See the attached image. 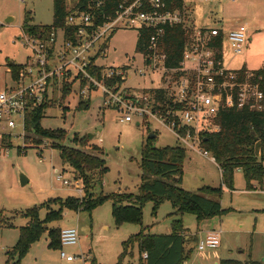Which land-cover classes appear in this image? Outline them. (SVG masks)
<instances>
[{"label":"rangeland","instance_id":"374dc122","mask_svg":"<svg viewBox=\"0 0 264 264\" xmlns=\"http://www.w3.org/2000/svg\"><path fill=\"white\" fill-rule=\"evenodd\" d=\"M78 0H66L68 9L74 8ZM186 15L184 27L189 35L198 28L233 29L246 25L252 41L249 51L235 56L224 44L223 60L230 71L259 70L258 66L264 54V25L255 21L264 20V0H184ZM182 11V13H183ZM54 0H0V94L10 87L20 85L12 80L8 63L29 64L33 59L31 48L26 47L25 34L21 27L26 16L32 25H53ZM12 18L13 22L7 23ZM138 27L120 28L111 33L109 38L100 43L106 46L105 55L95 63L107 70L115 68L124 74L122 90L128 93L150 94L156 89H167L168 94L175 86L179 74L164 70L163 61L152 65L147 58L137 51ZM61 36V33H60ZM257 46V51L253 47ZM250 48H252L250 50ZM29 61V62H28ZM28 62V63H27ZM126 67V68H124ZM71 85V84H69ZM66 83L55 87L46 99L41 127L47 131H65L67 138L63 142L45 139L40 147L24 150L25 138L41 139L38 134H23L22 121L19 126L10 129L5 121H0V264H5L7 252L11 251L19 241L20 229L25 227L29 219L22 213L32 208H39V217L44 220L52 211L62 210V218L51 221L38 241L32 244L21 264H68L60 257L59 248L51 246L50 231L75 227L79 231L78 246L67 247L65 252L76 255L77 261L72 264H118L123 253V243L133 235L145 230V234L168 235L172 233L174 219H182L185 228L197 233L198 222L191 214L173 215L174 207L170 201H164L154 213V203L149 202L143 208L141 225H115L113 202L105 201L99 207L88 211H72L64 205L70 199L95 202L105 196L119 194L124 197L139 194L142 184L141 149L155 135L153 146L161 149L167 146L180 145L168 126L157 117L135 116L131 123H123V114L114 107L105 106L102 90L91 92L88 108H80L82 101L79 95V84L71 86V93L63 100ZM59 91V92H57ZM51 99V100H50ZM139 124V125H138ZM96 134L95 140L88 147H82L75 138L83 139ZM29 144V143H27ZM67 146L78 148L87 153L97 154L92 146L103 150L108 172L94 183L91 194L86 195L81 181L82 192L72 186H65L58 181L56 171L64 180L73 181V169L63 162L60 150L56 147ZM21 149V150H19ZM184 177L181 188L198 193L205 185L219 187L221 174L217 166L209 159L187 151L183 165ZM28 179V184L21 185L20 177ZM246 181L241 172L235 174V191L224 190L222 205L234 211L223 216V235L220 249L233 255L228 258L247 260L251 251L256 254L251 259L258 260L257 253L264 250V189L252 193L246 192ZM117 208L120 203L114 204ZM238 210V211H236ZM10 224V226L6 224ZM211 228L220 230V217ZM6 225V226H4ZM188 264H215L214 254L219 250H209L211 259L204 262L206 256H199L197 243ZM203 253V252H202ZM137 245L129 249L123 264H141Z\"/></svg>","mask_w":264,"mask_h":264},{"label":"built area","instance_id":"2783aa9c","mask_svg":"<svg viewBox=\"0 0 264 264\" xmlns=\"http://www.w3.org/2000/svg\"><path fill=\"white\" fill-rule=\"evenodd\" d=\"M99 4H96V8ZM185 17L184 11L169 10L168 0H126L120 4L115 18L101 25L96 24L93 10L70 15L67 24L75 30L72 39L66 38L63 29L53 31L46 38L25 35L26 47L31 48L34 57L21 73L20 85L0 94V121H5L10 129H15L21 119L24 134L26 116L42 106L46 99L49 100L48 95L55 87H60L61 92L65 83L70 86L78 83L82 101H87L93 90H102L104 105L120 111L123 114L121 122L131 123L135 116L143 119L157 117L168 126L181 145L189 149H201L203 156L211 157L201 147L202 135L220 130L214 123L220 109L248 107L255 111L264 110V87L256 81L254 73L230 71L223 64L225 43L235 56L245 52L249 41V31L245 25L228 31L223 28H198L188 35L182 67L171 71L180 77L167 95L170 103L162 104L154 95L146 93H125L118 85L109 87L108 79L124 76L117 69H103L100 77L91 73L92 65L100 67L94 59L104 55L100 43L120 28L155 29L156 33L150 38L149 53L145 57L150 66L158 61L164 63L166 56L160 45L164 27L185 28ZM218 38H221V48L214 45ZM56 174L58 181L65 186H72L82 192L77 180L71 182L64 180L59 172ZM60 242L61 259L66 263H75L77 256L68 254L65 248L78 246V229H62ZM220 244L221 233L211 231L199 241L197 249L200 252L216 250ZM147 258V253L143 254V259Z\"/></svg>","mask_w":264,"mask_h":264},{"label":"trees","instance_id":"16d2710c","mask_svg":"<svg viewBox=\"0 0 264 264\" xmlns=\"http://www.w3.org/2000/svg\"><path fill=\"white\" fill-rule=\"evenodd\" d=\"M126 0H78L74 8L68 9L66 0H54L53 25L42 26L32 25L30 17L26 16L22 24V31L28 36L50 37L53 31L63 29L67 39H72L75 30L67 24L68 17L76 12L93 10L96 16V24L101 25L117 16L120 4ZM132 1V0H129ZM99 7L96 8V4ZM183 0H168L169 10L183 11ZM138 41L136 49L144 56L149 53L150 38L156 33L153 28H138ZM188 31L182 26H165L164 34L160 39L161 49L166 59L164 68L167 72L179 70L182 67L185 44L188 39ZM221 38L215 40L214 45L221 48ZM106 48V46H104ZM11 77L18 80L22 65L8 63ZM102 67H91V73L100 77ZM246 70L243 69L242 72ZM256 81L264 87V67L254 72ZM124 79L115 77L107 80V85L113 87L122 85ZM71 93V86L67 85L63 90V100ZM158 102L164 104L169 102L168 93L163 89L153 90ZM90 103L80 102V108H88ZM45 105L35 108L27 116L25 128L27 132L38 134L41 139L25 138V151L33 147H40L45 139L63 142L67 138L65 131L44 130L40 122L43 118ZM166 107H163L165 110ZM219 126L218 132H206L202 135V148L209 152L215 159L222 173L223 185L228 189L234 188L235 173L241 171L247 183V190H251L253 182L262 184L264 182V110L255 111L248 107L243 109L222 108L214 119ZM75 142L82 147H88V137L83 139L75 138ZM29 143V144H27ZM60 150L61 159L74 171L75 180L81 181L85 194H91L94 183L101 180L108 168L103 157V150L92 146L97 154L87 153L78 148L67 146L56 147ZM21 150V149H19ZM187 153L179 146H167L161 149L153 146V140L149 139L141 149V170L142 184L139 194L126 197L114 194L105 196L95 202H85L78 199H70L65 202V207L72 211H88L99 207L105 201L113 202V217L115 225L121 227L124 224L141 225L143 220L144 206L154 203V213L164 201H170L174 207L173 215L182 216L192 214L197 221L221 216L226 213L219 203L222 197L221 188L205 187L198 193H192L180 187L184 175L183 165ZM120 203L122 207L117 208ZM62 210L52 211L44 220L39 217V208H32L22 213L29 219L28 224L20 229V238L16 246L7 252L5 264H21L32 244L40 239L47 224L62 218ZM10 226V224H6ZM4 225V226H6ZM172 233L168 235L145 234L142 229L140 233L133 235L123 243V253L119 257V263L123 264L134 245L138 246L141 256V264H185L189 258L186 253L185 227L182 219H174L171 225ZM60 230H51V246L61 249ZM147 253L148 258L144 260L143 254ZM220 264H263L249 260L241 262L236 260H222Z\"/></svg>","mask_w":264,"mask_h":264},{"label":"crops","instance_id":"0c3cea01","mask_svg":"<svg viewBox=\"0 0 264 264\" xmlns=\"http://www.w3.org/2000/svg\"><path fill=\"white\" fill-rule=\"evenodd\" d=\"M183 3H184V0H183ZM183 7H184V10H185V3H184V5H183ZM255 23H257V25L258 24H261L262 25V23H263V25H264V20H262V22H259V21H255ZM246 26V25H245ZM238 27V26H237ZM247 27V26H246ZM236 28V27H235ZM235 28H233V29H235ZM224 29V28H223ZM247 29H248V27H247ZM225 30V29H224ZM229 29H227V30H225V31H228ZM230 30H232V29H230ZM248 31H249V29H248ZM250 31H249V41H248V43H247V46H246V50H248L249 51V42H251L253 39H252V37L250 36ZM103 49H104V55H105V49L106 48H104L103 47ZM252 48H250V50H251ZM245 50V51H246ZM253 50L254 51H257V46L255 47H253ZM32 52V51H31ZM245 53V52H244ZM261 57H263L264 58V54L261 56ZM99 58H101V57H99ZM99 58H95L94 59V61H96L97 59H99ZM29 62V61H28ZM27 62V63H28ZM14 64H16V63H14ZM223 64H224V60H223ZM17 65H22V66H27V64H17ZM262 65V66H261ZM98 66H100V67H102L103 69H106V68H104L103 66H101V65H98ZM224 66H225V64H224ZM258 66L260 67L259 69H261L262 67H264V61L263 60H260L259 62H258ZM226 67V66H225ZM124 68H126V67H124ZM227 68V67H226ZM111 69H115V68H111ZM228 69V68H227ZM243 69H245L246 71H249L246 67L245 68H243ZM229 70V69H228ZM249 72H253V71H249ZM10 73V72H9ZM123 78V77H122ZM124 79V81L126 80L125 78H123ZM12 80H13V78H12ZM122 86V85H121ZM121 86H120V90H122V88H121ZM163 90H165V89H163ZM97 91V90H96ZM150 95H154L153 94V91L152 92H150ZM90 96H91V94H90ZM155 96V95H154ZM103 99H104V96H103ZM88 101H90V98L88 99ZM144 120V119H143ZM139 125V124H138ZM172 132V131H171ZM173 133V132H172ZM174 134V133H173ZM156 137V136H155ZM177 139V138H176ZM178 141V140H177ZM179 142V141H178ZM179 144H180V142H179ZM179 147H181L182 149H184L185 151H186V153H187V151H193V152H195V153H198L199 155H201V156H203L202 154H201V152H200V150L201 149H189V148H186V147H184L183 145H178ZM175 147V146H174ZM201 147H202V145H201ZM203 149V148H202ZM204 150V149H203ZM210 156L211 157H205V156H203L204 158H207V159H209L212 163H214L216 166H217V168L219 169V171H220V174H221V185L219 186V187H213V186H210V185H205V186H203L202 188H200L199 189V191L201 190V189H203V188H205V187H211V188H221L222 189V197H221V199H220V201H219V203H220V205H221V208H222V210H224V211H226V213L225 214H223V215H221V216H216V217H214V218H211V219H208V220H205V221H203V222H198V225H197V233H192L191 232V230L190 229H187V228H185V230H186V232H185V238H186V245H185V251H186V253H188L189 252V258H188V260L185 262V264H188V262L191 260V257H192V254H193V251H194V248H193V246H194V244H196L197 243V245H198V243H199V241L201 240V239H203L204 237H205V235L208 233V232H211V231H218V232H220L221 233V242H222V235H223V230H222V226L225 224V223H223V216H225V215H227V214H229V213H231L232 211H234V209L233 208H229V209H227V208H225L223 205H222V199H223V195H224V190H229L230 192H234L235 191V182H234V188L233 189H228V188H226L224 185H223V182H222V173H221V170H220V168H219V166L217 165V163H216V161H215V159L214 160H212V155L210 154ZM56 172H58V171H56ZM237 172H241L240 170L239 171H237ZM242 173V172H241ZM236 174V173H235ZM243 174V173H242ZM244 176V175H243ZM183 177H184V175H183ZM245 179V178H244ZM182 182H183V178H182ZM181 185H182V183H181ZM258 186L261 188V189H264V182L262 183V184H260V183H257V182H253V187H252V189L251 190H247V183H246V188H245V191L246 192H249V193H252V192H254V191H257L258 189ZM185 190V189H184ZM187 191V190H186ZM190 192V191H189ZM192 193H194V192H192ZM236 211H238V210H236ZM263 211L264 210H262V211H259V212H262L263 213ZM192 215V214H191ZM196 217V216H195ZM218 217H220V224H221V227L219 228L220 230H217V228H211V227H213V225H215V223H214V221H215V219L216 218H218ZM196 220H197V218H196ZM185 227V226H184ZM61 231V230H60ZM220 247H221V244H220ZM220 247L218 248V250L220 249ZM217 250V249H216ZM213 251H215V250H213ZM199 253H200V255L199 256H202V255H204V256H206L205 258H203V260H204V262H208V260L210 259L209 257H208V255H210V253L209 252H212V251H209L208 253H205V252H200V251H198ZM232 253V250H230V254H228V253H226V252H224V251H222L221 249L218 251V252H216L215 254H214V256H215V261H214V263L215 264H220V262L222 261V260H236V261H241V262H247V261H249V260H253V261H256V262H261V263H263L264 264V250L263 251H260V252H258L257 253V255H258V260H256V259H251V257H254L253 255H255L256 254V251H255V248H254V250L253 251H251V256L249 255V257H248V259L247 260H240V259H232V258H228L230 255H233V254H231ZM142 258H143V256H142ZM211 260V259H210ZM65 262V261H64ZM68 264H70V263H68ZM72 264V263H71Z\"/></svg>","mask_w":264,"mask_h":264},{"label":"water","instance_id":"95a60500","mask_svg":"<svg viewBox=\"0 0 264 264\" xmlns=\"http://www.w3.org/2000/svg\"><path fill=\"white\" fill-rule=\"evenodd\" d=\"M13 21H14V19L10 18V19L7 21V23H11V22H13ZM96 137H97L96 134H90V135H88V139H89L90 141L95 140ZM154 138H155V135H150V136H149V139H154ZM20 182H21V185H22V186H25V185L28 184V179H26V177H24L23 175H21V177H20Z\"/></svg>","mask_w":264,"mask_h":264}]
</instances>
